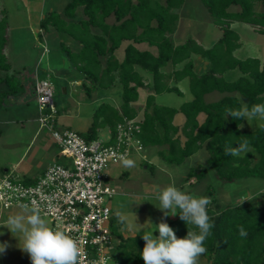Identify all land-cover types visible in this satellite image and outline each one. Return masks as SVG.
<instances>
[{"label": "trees", "instance_id": "trees-1", "mask_svg": "<svg viewBox=\"0 0 264 264\" xmlns=\"http://www.w3.org/2000/svg\"><path fill=\"white\" fill-rule=\"evenodd\" d=\"M185 0H69L65 14L73 17L78 7L82 6L86 18L79 22L68 23L56 11L48 12L42 19L43 28L55 26L59 31L69 33L79 40L83 47L80 53H73L63 45L68 57L94 83L108 86L113 82L115 70H119L123 82V103L118 109L109 103H102L94 112L93 122L84 136L88 139L98 138L100 128L109 127L110 140L115 141L117 126L125 119H133L135 110L131 102L138 98V87L142 79L135 72L134 65L141 63L154 74L158 92L173 90L181 94L179 89L161 86L163 74L160 67L169 60L174 63L188 59L185 67L177 71L179 78L190 77V87L194 99L182 104L180 109L155 103L154 95L147 99V112L139 124L138 136L144 145L161 141L168 142L170 148L161 151V155L171 163H182L194 154L204 142L209 151L208 163L216 176L225 183H233L238 179L256 177L264 179V125L252 131H243L238 125L243 119L236 120L226 109L249 108L256 103L264 102V60L254 57L239 59L233 52L240 44V36L231 27L233 21L250 23L264 32V0H202L214 22L223 33L210 48H204L195 39L189 38L185 43L174 45L167 33L176 29L179 15L172 11L179 8ZM262 9L257 10V4ZM232 5H240L239 11H232ZM114 14L117 24H108L107 17ZM156 22V23H155ZM97 26L102 34L92 31ZM8 18L0 19V68L8 69L9 63L5 54L8 44ZM142 31L139 32V30ZM124 39L148 40L159 47L158 56L147 51H139L133 45L126 49V56L119 62L114 51ZM192 53L200 54L209 61L206 72L198 75L193 69ZM108 55L107 66L102 68L101 56ZM80 64V65H79ZM239 69L241 76L235 80H227L224 73L230 69ZM134 82L135 85H131ZM213 90L239 91L241 98L226 96L216 102H205L206 93ZM181 110L186 115L183 132L187 136L184 145L174 138L180 128L173 124L175 114ZM204 111L207 118L199 124L198 114ZM126 117V118H125ZM164 128L161 136L159 127ZM247 141L248 148L258 154L254 160L253 151L244 155L226 154V149L237 147L236 142ZM199 176L198 170L191 169L189 177ZM205 196L212 203L207 211L214 227L205 241V256L210 264H264V206L260 207L247 201L237 205L216 203L212 189ZM123 223L121 219L112 218L111 230L119 238L118 246L113 254L116 264H144L141 257L145 241L142 235L136 234L125 238L119 231ZM178 238L186 236L188 225L180 218L168 223ZM191 227V226H190ZM243 228L245 235L240 234ZM157 235H159L157 231ZM203 264V263H199Z\"/></svg>", "mask_w": 264, "mask_h": 264}, {"label": "crops", "instance_id": "crops-1", "mask_svg": "<svg viewBox=\"0 0 264 264\" xmlns=\"http://www.w3.org/2000/svg\"><path fill=\"white\" fill-rule=\"evenodd\" d=\"M57 1L58 0H0V19L6 16L9 23L7 31L8 44L5 48L9 68H0V166L4 167L5 164H8L11 165V167L12 165L20 167L19 163L23 157L15 162L14 156H16V152L21 151L23 155L32 153V162L31 160L30 162L32 165H36L37 173L29 177L24 176L27 180H35L42 175L51 164L59 162L60 157L64 158L60 154L59 148L50 132L46 129H40V110L34 87V72L36 68L39 69L40 76H45L48 73L51 74L56 92L58 91L63 95L59 100L55 99L58 108L57 127L61 129H75L79 132L87 131L92 125L95 110L102 103H109L118 109L121 108L123 103L124 87L119 70H115L111 74H108L109 78L113 75L114 80L112 84L105 86L94 83L91 78L87 77L83 71L77 68L76 64L66 54V51L63 50V45H65V47L69 48L73 53H80L83 44L69 33L59 31L53 25L43 28L41 23L42 19L50 11L58 12L68 23L79 22L86 18L82 6L78 7L75 16L70 17L65 14V7L69 0H63V2H61V7L58 6ZM184 3L179 8L172 9L174 13L179 15V18L176 29L172 33H167V37L170 38L174 45L185 43L189 38H193L204 48H210L222 36V29L215 24L213 17L209 14L206 6L202 2L212 18V21H210L212 25H201L195 32L193 30V33H187L186 31L182 32V17L186 15L187 12L190 14L192 10L199 13V9L197 5H195L196 0H193L191 3H189V1ZM232 6L230 8L232 11H239L241 9L234 10ZM179 9L180 11H178ZM106 22L111 25L119 23L114 14L107 17ZM185 22H189L187 26H184L186 30L193 29L192 21L188 20ZM238 26H242V21H233L231 23V27L238 32L241 41L240 46L233 52L234 56L239 59L254 57L261 61L264 60V48L261 49L260 45L262 44L259 43L260 39H256L257 41L253 42L251 38H245L243 32L237 28ZM250 26L254 31L264 34V32L257 30L252 24H250ZM92 31L97 34H102V30L97 26L92 27ZM140 31H142V29H140L139 32ZM129 45H133L139 51H147L154 56H158L159 54L158 45L148 40L137 41L133 39H124L120 46L114 51V55L119 62L125 59L126 49ZM45 48H48V52L46 53H44ZM250 51L251 53H254V51L255 53L257 51L259 52H257V55L253 56L249 54ZM261 51L262 54H260ZM107 58L108 55L101 56L103 69L107 66ZM191 59L193 60V69L198 75L208 70L209 61L202 55L192 53ZM187 61L188 59L174 63L172 60H169L165 65L160 67V72L163 74L160 85L168 86L172 89L177 88L181 91V94L173 90L158 92L155 86L154 74L141 63L134 65L135 72H137L142 79V84L137 89L138 98L131 102V106L135 110L133 119L140 121L144 120L147 112V99L149 95H154L156 104L177 109H180L185 102L194 99V94L190 87V77L184 76L179 78L176 75L177 71L184 69ZM241 74V71L235 68L227 70L224 73V77L227 80H235L240 77ZM131 85H135V83L132 82ZM116 86H121L117 94V96L120 95L121 97L119 102L118 100H115L116 102L112 100L117 97L116 93H113ZM56 92L54 98H56ZM99 92L104 93L98 95ZM226 96L241 98V94L237 90L224 92L213 90L206 93L204 99L205 102L210 103L219 101ZM102 99L106 101H102ZM85 106H91L90 116H84L88 118V122H83L79 118L80 115L84 114L83 108ZM206 118V112L201 111L198 114L197 120L199 124H202L205 122ZM186 119L185 113L181 110H179L173 118V124L180 128V130L175 133L174 138H178L181 145H184L187 140V136L183 132ZM80 122L83 126L79 127L78 124H80ZM241 123L244 124V127L240 128L243 131H252L258 128L254 129L248 127V125L253 123H247L246 119H243ZM105 129H109V127L99 129L98 138H100V133ZM159 130L162 136L164 128L160 126ZM206 143L207 142L202 143L201 147L194 154L187 157L182 163H171L160 154L161 151L170 148L168 142L161 141L155 144L144 145L143 150L145 154L142 155L141 158L148 164L147 170L154 172L155 168H158L165 176L155 175L154 179H150L149 182H145L144 184L142 182L140 188L134 183V175L130 171L124 170L120 176L116 174L113 177L112 174L109 173L108 180L117 189V193L111 202L113 215L123 221L119 226V231L123 237L128 238L136 235L125 234V232L129 230L128 222L130 219L135 220L134 222L136 225L137 220L141 216L147 215V213L148 215L151 214L149 211L144 214V210H140L138 206L147 204L149 200H155L161 190L169 185L174 184L182 191L192 194L198 182L206 178L209 172L211 174L213 172L218 182L216 184H218L219 187H217L219 190L216 189V186L214 187L212 184H209L208 188L202 193V196H205L208 189H212L216 203H221L222 199H229V196H231V189H227L229 183L217 179L214 169L208 163L210 154L206 147ZM249 150L253 151L254 160H257L258 154L253 148H247L245 152L239 155H244ZM149 158L151 160H149ZM27 166L29 167L23 169V173L30 170L31 164ZM15 167L3 171L15 170ZM191 169L198 170L199 176L193 175L189 177ZM243 179L249 180L250 183L247 185L249 188L251 187V192L243 196V200L246 202L250 201L260 207L264 206V179L256 177H247ZM134 180L136 181L137 178H134ZM233 190H235V188H233ZM243 200L242 202H244ZM177 211H179V209H177ZM160 212L161 210L158 208L156 213ZM178 218H180L179 213H177L176 216H169L167 219L171 222ZM155 231L156 229L153 231L154 235H157V231ZM117 241L119 243V238Z\"/></svg>", "mask_w": 264, "mask_h": 264}, {"label": "built area", "instance_id": "built-area-1", "mask_svg": "<svg viewBox=\"0 0 264 264\" xmlns=\"http://www.w3.org/2000/svg\"><path fill=\"white\" fill-rule=\"evenodd\" d=\"M34 78L40 129L50 132L67 162L51 164L35 180L22 178L15 170L5 171L0 176V223L13 209L37 208L52 227L60 225L79 241L78 264H116L118 238L111 230V202L117 189L108 180V167L144 148L138 136L141 121L125 119L110 144V139H88L77 130L61 129L51 74L40 76L36 68Z\"/></svg>", "mask_w": 264, "mask_h": 264}, {"label": "clouds", "instance_id": "clouds-1", "mask_svg": "<svg viewBox=\"0 0 264 264\" xmlns=\"http://www.w3.org/2000/svg\"><path fill=\"white\" fill-rule=\"evenodd\" d=\"M226 111L233 119H246L248 123L253 119H264V103L253 104L250 108L241 105ZM238 127L243 128L244 124ZM236 143L238 146L227 148L226 154L237 156L247 150V141ZM123 163L128 167L134 166L131 159H124ZM156 199L163 216L156 225L159 235H154V232L142 234L145 241L141 252L144 264H199L200 256L206 252L205 241L214 227L207 211L211 199L186 193L174 184L162 189ZM177 213L188 225L183 238H178L175 230L166 222L168 216H176ZM0 226L8 228L13 235L20 233L14 236L19 238V245L22 244L19 247L29 255L32 264H78L81 256L79 241L60 225L49 226L37 208H32L27 216L10 215ZM240 234L245 235L243 228ZM6 248L7 245L0 244V253Z\"/></svg>", "mask_w": 264, "mask_h": 264}, {"label": "rangeland", "instance_id": "rangeland-1", "mask_svg": "<svg viewBox=\"0 0 264 264\" xmlns=\"http://www.w3.org/2000/svg\"><path fill=\"white\" fill-rule=\"evenodd\" d=\"M188 1H189V3L193 2V0H186L185 3H187ZM61 2H63V0L57 1V4L59 7H61ZM195 5H197V7L199 9V13L197 11H193L191 9L192 11H190V14L187 12V14L182 17V26H181L182 32L186 31L187 33H193V30L195 32V30L199 29L201 27V25H203V26H205L207 24L212 25L210 22V21H212V18L208 14V12H207L206 8L204 7L203 3L201 2V0H196ZM262 8H263L262 4H260V3L257 4V6H256L257 10H261ZM232 9L239 10L240 5H233ZM178 11H180V9ZM188 20L192 21L193 29H189V30L185 29L184 26H187L189 23V22H185V21H188ZM243 27L247 31L244 30ZM237 28H239L243 32V36L245 38H249V39L251 38V41H253V42L257 41L256 39H260L259 43L262 44V45H260L261 49L264 48V34H261L259 32L254 31L253 28L250 26V24H247L244 22H242V26H238ZM257 52H259V51H257ZM257 52L255 53V51H254V53H251V51H250L249 54L254 56V55L258 54ZM260 54H262V51ZM120 87L121 86H116L114 88L115 90H113V93H116V96L119 93V89H121ZM103 93L99 92L98 95H101ZM62 96L63 95L57 91L55 99L59 100V98ZM120 98L121 97L119 95L112 100H113V102H116L115 100H118V102H119ZM103 100L106 101L105 99H102V101ZM83 113L84 114L80 115L79 118L83 122H88V118H86L84 116L85 115L90 116L91 106H85L83 108ZM246 122L248 123L247 120H246ZM251 122L253 124L248 125V127L255 129V128L264 124V119H253V120L249 121V123H251ZM78 126L79 127L83 126V124L80 122V124H78ZM81 128H83V127H81ZM80 133L86 134V131H81ZM110 136H111V133H110L109 129H105L102 133H100V138L103 140H108L110 138ZM144 154H145V152L143 149L140 151H134L128 158V159H131L134 161V166H131V167L125 166L123 162H120L119 164H111L108 167V173H111L112 177H113L116 174H118L120 176V174L124 170L130 171L134 175L133 177L135 179L137 178L136 181L133 178V181L136 184V186L139 188H140L142 182H143V184L145 182H149L150 179H154L155 175H161L163 177L164 174L161 173L158 170V168H155L154 172L151 170H147L148 164L146 162H144L141 158L142 155H144ZM14 157H15L14 159L16 160L15 162H17V160H19L23 157L21 159V162L19 163L20 167H15V165H12V167H11V165H8V164H5L4 167L0 166V176L4 174L5 171H3V170H6L8 168L13 169V167H15L14 169H15L16 174H18L22 178H24V176H27V177L33 176V174L37 173L36 172V165L34 166L31 163L32 162V153H28V154L23 155V153H21V151H19V152H16V156H14ZM139 159H141V160H139ZM30 160H31V162H30ZM149 160H151V159L149 158ZM64 161L67 162L65 158H62V157L59 158V162L64 163ZM29 164H31L30 170L23 173L24 172L23 169L28 168L29 166H27V165H29ZM217 179L220 180L218 177H217ZM216 183H218V182L215 179L213 172H212V174L209 172L208 175L206 176V178H204L203 180H200L198 182L195 189L193 190L194 192L192 193V195L202 196V193L208 188L209 184H212L214 187L216 186V189L219 190L218 189L219 186ZM249 183L250 182L247 179L236 180L232 184L229 183V185H227L228 186L227 189H231V196H229V199H222L221 200L222 205H225L227 203L231 204V205L241 204V202L243 200V196H245L249 192H251V187L249 188L247 185ZM233 188H235V190H233ZM245 202L246 201H244L242 203H245ZM158 206H159V202L156 199L155 200H149L147 204L138 206V208L140 210H144V214L148 211L151 212V214L148 215V213H147V215L141 216L137 220L136 225L134 222L135 220L130 219L128 222L129 230L127 232H125V229H126L125 228L124 229L125 234L126 235H133V234H143V232H153L156 229V225H158L161 222V217L163 216L162 211L160 213H156ZM152 212H153V215H152ZM16 214H23V215L27 216V215H30L31 212L28 210L13 209L12 212L9 211L8 213H6V215L2 219V223H0V224L5 223V221L8 219V217L10 215H16ZM43 218L46 220L48 225L51 226L49 218H47V217H43ZM167 218H169V216ZM166 222L167 223L169 222L168 219H166ZM14 235L19 236L20 233H14ZM14 235L12 234V232L8 228L0 226V244L7 245L6 251H4L3 253H0V264H32V261H31L29 255L26 252L22 251L21 248L19 247V246H22V244L19 245V243H20L19 238L14 236ZM199 263L210 264V262L207 260V258L205 256H200Z\"/></svg>", "mask_w": 264, "mask_h": 264}]
</instances>
